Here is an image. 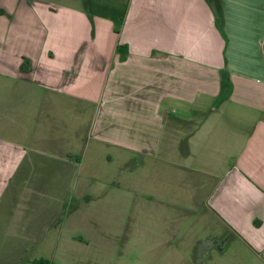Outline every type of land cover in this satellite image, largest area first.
<instances>
[{
    "label": "crops",
    "instance_id": "obj_1",
    "mask_svg": "<svg viewBox=\"0 0 264 264\" xmlns=\"http://www.w3.org/2000/svg\"><path fill=\"white\" fill-rule=\"evenodd\" d=\"M58 100L92 109L78 115L79 158L53 153L58 171L43 178L31 154L37 111ZM87 141L103 163L158 162L179 202L197 207L202 195L200 211L161 210V240L130 264H240L235 237L264 264V0H0V229L6 214L45 206L49 231L74 199L90 244L96 202L112 189H92L86 175L73 198L64 186L85 167ZM123 246L100 240L99 264H128Z\"/></svg>",
    "mask_w": 264,
    "mask_h": 264
},
{
    "label": "rangeland",
    "instance_id": "obj_2",
    "mask_svg": "<svg viewBox=\"0 0 264 264\" xmlns=\"http://www.w3.org/2000/svg\"><path fill=\"white\" fill-rule=\"evenodd\" d=\"M52 103V105L39 104L37 128L40 135L34 139V144H37L35 148L39 150L38 153H31L34 161H38L41 165L39 171L43 174L39 177L43 178H45L44 175H49L51 172L56 174L58 171L57 163L52 159L53 153L62 154L64 151H69L71 154L67 157L73 160L79 158L81 153L79 155L78 148L82 146V141L80 136L78 138V115L79 118H89L92 109L85 106L81 109L84 108L86 111L80 112L79 105L64 108L60 100ZM84 147L82 161L85 167L76 169V171L72 170L70 180L68 184L65 181L64 186H69L70 196L73 198L72 195L77 191L75 188H79L78 180L86 175L90 179L89 182L87 181V186L98 192L112 189L111 198L113 200H104L103 204L100 201L96 202V208L101 207L102 210L100 215L93 211V214L97 216L93 217L94 220L91 219V226L94 224V228H89L87 234L91 240L90 244L86 242V234H83L81 229L85 225L82 222L83 217L70 213L73 205L76 204L74 199H71L64 202L61 213L54 222L59 221V226H53L49 231H42L40 228L46 218L42 215L49 213L45 206L39 207L34 212L28 211L22 216L6 214L2 218L0 229V264H99V258L103 255L96 247L100 240L124 244V248L117 250V259L127 260L130 264L134 260L151 257L145 253L146 248L153 242L161 240V210L179 209L188 205L186 208L194 212L197 207L198 211L203 207L202 195L195 198L197 207H192L189 204L192 202L185 196H181V201L188 202H179L174 199L180 198L177 194L178 189L176 186L174 189L162 185L161 166L158 162H153L157 165L152 163L150 166L146 164V166L134 165L132 167L131 164H125L121 157L117 159L115 156L110 162L103 163L100 151H90L93 149L91 143L87 141ZM51 161H54V168L45 169ZM115 184L118 185L117 189L114 187ZM56 189L60 190L61 185L53 188L54 195L57 194ZM161 190L167 194L162 197V200ZM202 212H205L204 208ZM195 216H192L193 219L196 218ZM61 221L64 222L63 226H61ZM213 226L212 235L219 237L221 232L218 230L220 227L216 221ZM197 227H202V225H197ZM36 240L40 241L36 243ZM125 243L131 244L133 248H129V245L126 248ZM243 244L242 238H232L229 248L230 259L239 258L240 264H263L255 251ZM236 251L238 256L233 255ZM39 260H43L42 263H37Z\"/></svg>",
    "mask_w": 264,
    "mask_h": 264
},
{
    "label": "trees",
    "instance_id": "obj_3",
    "mask_svg": "<svg viewBox=\"0 0 264 264\" xmlns=\"http://www.w3.org/2000/svg\"><path fill=\"white\" fill-rule=\"evenodd\" d=\"M121 20H122L121 16L113 18V24H114L115 31L118 30V28L121 24ZM121 47H122L121 45H117V50H119ZM121 58H123V56H121ZM42 261L43 260H39L37 263H42Z\"/></svg>",
    "mask_w": 264,
    "mask_h": 264
}]
</instances>
